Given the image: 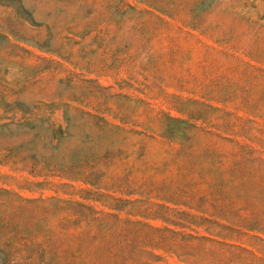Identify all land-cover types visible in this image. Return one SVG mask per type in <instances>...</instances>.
<instances>
[{
	"label": "rangeland",
	"instance_id": "rangeland-1",
	"mask_svg": "<svg viewBox=\"0 0 264 264\" xmlns=\"http://www.w3.org/2000/svg\"><path fill=\"white\" fill-rule=\"evenodd\" d=\"M0 264H264V0H0Z\"/></svg>",
	"mask_w": 264,
	"mask_h": 264
}]
</instances>
